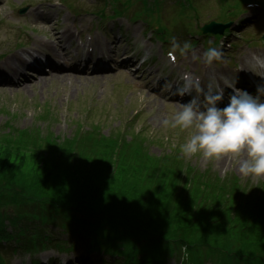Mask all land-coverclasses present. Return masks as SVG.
Here are the masks:
<instances>
[{
	"label": "rangeland",
	"instance_id": "374dc122",
	"mask_svg": "<svg viewBox=\"0 0 264 264\" xmlns=\"http://www.w3.org/2000/svg\"><path fill=\"white\" fill-rule=\"evenodd\" d=\"M64 1H0V65H2L3 70H11L10 68L13 67L11 63L15 62V53L23 51V49H16V44L21 39L26 42L27 35H30L33 40L30 47L35 44V49L40 48L42 51H47L54 58L65 55V53L56 49L55 39L51 38L50 33L48 31L44 32L45 36L42 33L43 31L40 30L43 25L39 20H36L40 15L38 11L33 9L38 2L50 4H46L47 8L42 11L43 17L40 19L46 18L51 19L52 22H57L59 30L64 33L65 30H70L72 35H77V29L87 28L88 26H94L92 31L99 30L97 29V27L100 28L98 17L92 14L93 5L96 4L97 0H67L69 4ZM30 2L35 3L31 4ZM139 3H136L134 8L139 9L137 8ZM27 6L32 9L25 15L20 14L19 9ZM200 6L202 16L195 19V13L190 12L184 18V21L191 28L197 29V26L203 25L212 19L221 20L220 18L225 17L221 0H203ZM252 10H255V8ZM175 12V6L167 3L162 13L165 24L170 23ZM254 14L256 17H251L254 22H249L248 27L239 28L240 30L237 33L231 32L228 38L223 39L215 46L212 45L215 41L214 37L204 42L203 36H187L185 30L174 29V23L179 21L172 22L175 37L169 39L170 44L175 46L178 51H182L183 64H186L191 70L198 68V71L204 65V51L210 46L217 47L222 52V58L218 61L220 63L218 71L224 74L229 69V65L233 63L240 65L247 53H257L258 56H261V51L252 50V48L264 47V45L258 41V45L249 43L252 39H260L264 33V9ZM148 18L150 19V17ZM105 24L108 25V31L112 33L110 42L116 41L118 43L120 41L119 45L128 42L125 47L135 49L132 53L134 58L138 54H145L150 59L154 58L152 63L143 66L139 73H135L136 77L125 73L122 75L126 77H114L115 74L111 72L104 74L69 72L67 74L55 73L44 76L36 74V78H31L18 85L8 83L3 88L0 87V187L6 188L12 176H14L13 181H32V185L36 183V178L41 182V178L38 179V176L36 177L37 173L30 167L20 166L19 164L14 166L18 156H20L21 161L27 158L25 161L28 162L32 159V154L27 151L28 138L21 141L6 134L8 131L6 123L8 122L21 131L34 130L39 136H43V142H40L37 147L30 146V148L34 150L35 154H38V158L44 156L47 161L49 160V144L53 137L56 135L60 138L69 137L76 130L92 129L91 127H94L100 129L101 132L103 131L102 133L105 136H108L105 139L108 145H111L113 139H116L114 135L120 134L121 131L128 134L129 140H131L132 135L138 139H144V147L150 152L152 159H156L154 161V165H156L157 161L162 163V160L158 159L161 154L170 153L171 149L175 148L181 150L180 146L186 142L194 131V129L181 130L179 127H166L163 121L166 119L171 120L175 112L181 107L174 105L166 97L159 96L151 89L155 87L159 90L162 87V80L171 75L164 58H162V55H164L163 50H166L167 45L152 36L154 33L152 29L146 30L148 24L143 20L133 21L131 18H121L120 22L117 23V27L113 26L111 20H108ZM120 27H122V31L119 34ZM48 28L52 33L51 28ZM28 29L32 31L29 32ZM178 34H181L182 37ZM118 36L121 37V40H118ZM191 39L198 40L199 43L190 44ZM209 41H211V44H209ZM49 43L52 44L48 45ZM185 43L189 45L187 49L184 48ZM65 47L70 53L69 56H66L67 59H70V56L74 57L75 46H73V42L67 33H65ZM2 54L3 56H1ZM84 63L86 62L84 61ZM250 67L252 68V65ZM138 82L141 86H138ZM171 87L169 86L167 89ZM163 94H166V88L163 90ZM120 138L122 139L121 136ZM11 140H19L21 143H15ZM243 158L242 154L239 157L229 155L216 160L205 159L202 154H197L196 156L187 157V161L193 165L197 172L210 167L216 170L222 178L234 176V179H240L242 183H247L252 188L260 185L262 181L264 182V176L245 177L239 172V160ZM107 160L111 164L109 167L100 164L101 161H96L98 164L93 165L92 168H96V171L100 174L106 171L99 178L100 181L109 180L114 182L111 183L112 191L116 193L120 200L112 196H106L108 200L117 201L114 209L110 207L109 211L118 212V214L124 213L127 207V201L124 199L128 194L133 195L132 197L136 202H141L143 200L142 192L147 194L157 192L160 184L149 172L144 171L135 176L126 174L127 179H125L120 169H118L115 157L108 154ZM57 164L62 165L60 161ZM74 175L75 179L87 176L83 171ZM187 179L196 183V179ZM41 188L42 190L46 189L47 193H49V190L60 192L59 196L70 202H76L74 198H68L70 192L66 194L64 188L59 191L57 187L53 188L52 183L42 182ZM246 193L253 196L252 191L245 190L232 195V197L239 199L242 196L245 197ZM223 194L220 190L216 191L213 196L204 194L201 200H207L215 205L217 199ZM140 207L151 212L154 208H158V203L147 200ZM263 207L264 202L259 208L262 209ZM253 231L257 232L255 238L264 239L262 236L264 230L261 227L255 228ZM232 244L230 246L234 248ZM257 247L258 242H254L249 245H240L239 249L255 251ZM54 250V248L44 250L38 256L42 261L55 259L58 254ZM59 255V258L63 261L68 260L71 256L68 253H59ZM8 258L9 261L6 264H22L21 256L18 253H14V256L8 255ZM95 264L102 263L100 260H96Z\"/></svg>",
	"mask_w": 264,
	"mask_h": 264
},
{
	"label": "trees",
	"instance_id": "16d2710c",
	"mask_svg": "<svg viewBox=\"0 0 264 264\" xmlns=\"http://www.w3.org/2000/svg\"><path fill=\"white\" fill-rule=\"evenodd\" d=\"M6 134L21 141H24L25 138L29 139L27 151L32 154V159L28 162L25 161L27 158L21 161L20 156H18L14 166L19 164L20 166L30 167L37 173L36 177L41 178V182L36 178V183L32 185V181H13L14 176L10 177L4 195L0 196L3 204H10L19 199L23 203L21 206L27 212H30L32 220L40 221L43 224H57L58 222L65 231L72 232L75 237L81 238L80 227L85 225L86 218L104 216V209L110 207L114 209V205L117 203V201L106 199V196L118 199L116 193L112 191L111 183L114 182L109 180L100 181L99 178L106 171L100 174L96 171V168H92L100 161V164L109 167L111 164L107 160L108 154L115 157L118 169H120L125 179H127L126 174L135 176L145 169L148 171L151 168L159 176V178H155L156 182L160 184L158 187L159 192L143 194L144 201L158 203V208L156 207L153 211L147 212L156 223L157 240L184 238L191 243L207 244L211 247L217 242L218 236H222L220 240L226 242L228 236L232 238L240 235L255 237L254 235L257 233L253 231L255 228L261 227L264 230V207L259 208L264 202V185L253 188L247 184L243 186L236 180H231V178L222 180L211 170L190 174L189 178L196 179V183L190 180L187 181L188 177L184 175L187 172L188 165L185 167V161L180 152L174 151L163 158L160 157L162 163L157 161L156 165L148 162L147 153L145 155L146 160H142L138 156L139 153L135 156L119 158V152L120 154H125L127 151L134 153L136 150L130 149L133 143L127 142L123 132L114 135L116 139H113V143L108 145L105 141L107 136L101 134L99 130H77L71 137L64 140L58 137L52 138L49 144V160L47 161L44 156L38 158V154H35L34 150L30 148V146L37 147L40 142H43V136H39L38 133L33 135L31 131H21L14 127L8 128ZM120 136L123 139L118 144L117 141ZM11 141L21 143L19 140ZM118 146L120 149H118ZM59 161L62 165L57 164ZM189 170L192 172L191 169ZM80 171H83L87 176L75 179L74 174ZM42 182L52 183L53 188L57 187L59 191L64 188L66 194L70 192L68 198H74L76 202H70L59 196L60 192L49 190V193H47L46 189L42 190L41 188ZM219 190L224 194L223 196L219 195L220 198H216L215 205L207 200H201L204 194L213 196ZM245 190L252 191L253 196L246 193L245 197L241 195L242 197L236 200L232 197V195ZM132 199L133 197L128 194L124 200H130L131 204ZM52 206L63 207L68 211L74 209L78 214L80 213V216L77 217L76 223H74L67 216H62ZM133 206L136 208L139 205L133 203ZM128 208L127 205L125 211ZM4 234V232L0 233V238ZM182 234L188 235L184 237ZM34 236L41 238V241L35 238V243H42L44 237H41L40 234ZM262 236L264 237V234ZM195 248L191 247L190 250L193 252ZM192 252L189 258L194 263L199 264L200 255ZM259 254L258 260L264 264V249ZM158 255V257H162L163 254L159 253Z\"/></svg>",
	"mask_w": 264,
	"mask_h": 264
},
{
	"label": "clouds",
	"instance_id": "9594fccd",
	"mask_svg": "<svg viewBox=\"0 0 264 264\" xmlns=\"http://www.w3.org/2000/svg\"><path fill=\"white\" fill-rule=\"evenodd\" d=\"M211 44V41H209ZM189 45L185 43L184 48ZM222 52L208 47L203 62L212 65L220 61ZM264 66V61L257 58ZM231 94L227 103L225 89L209 90L203 100L193 96L175 112L171 120H164L166 127L181 130L194 129L183 143L181 153L185 157L202 154L205 159L219 160L224 156L239 157V172L245 176H264V85L258 86L256 95L235 87L236 82H225ZM188 90H186L187 92ZM182 95L185 93H181Z\"/></svg>",
	"mask_w": 264,
	"mask_h": 264
},
{
	"label": "bare ground",
	"instance_id": "6f19581e",
	"mask_svg": "<svg viewBox=\"0 0 264 264\" xmlns=\"http://www.w3.org/2000/svg\"><path fill=\"white\" fill-rule=\"evenodd\" d=\"M50 25H54V24L51 23L50 21H49V22H45V26H44L43 29H44L45 31H48V32L50 33L51 38H52V39H55L56 44L59 46V45L62 43L63 39H64V34L61 33V32H57V31H56V28L53 27V26L50 27L51 30L53 31V32L51 33V32L49 31V28L47 27V26H50ZM61 48H62L63 51H65V48H64L63 46H61ZM65 52H66V51H65ZM24 63H25L24 61L21 62L22 65H24ZM58 68H60V67H58ZM15 69H16V68H15Z\"/></svg>",
	"mask_w": 264,
	"mask_h": 264
}]
</instances>
